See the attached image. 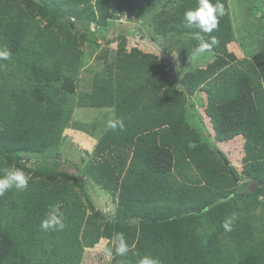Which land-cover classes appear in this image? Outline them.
Returning <instances> with one entry per match:
<instances>
[{
  "label": "trees",
  "instance_id": "obj_1",
  "mask_svg": "<svg viewBox=\"0 0 264 264\" xmlns=\"http://www.w3.org/2000/svg\"><path fill=\"white\" fill-rule=\"evenodd\" d=\"M197 2L176 0L172 11L161 17V10L153 21L156 33L184 40L176 46L181 61L200 43L198 29L185 27L183 18ZM221 2L226 14L217 30L204 35L206 41H218L208 50L212 62L184 73L180 82L157 55L126 48L123 36L114 59L103 60L94 73L89 106H113L116 119L123 121L122 129L108 128L98 138L84 167L95 184L117 197L113 219L101 227V210L68 186L70 180L80 185L77 176L29 168L21 157L55 150L74 110L70 95L81 66L79 43L68 23L52 25L62 15L105 25L113 13L144 16L162 0H0V49L10 52L8 60H0V175L12 168L31 174L26 189L0 196V264H80L84 248L103 240L112 248L116 233L124 234L130 251L121 257L113 249L110 264H139L144 255L160 264H260L257 253L246 251L234 261L235 253L221 249L223 237L234 238L243 251L242 237L253 241L255 230L231 206L234 197L242 196L232 168L185 119L188 110L194 112L188 98L204 91V112L215 139L240 135L242 173L249 183L264 184V46L251 59L236 60L229 48L234 41L229 8ZM37 15H49L48 24L42 27ZM213 74L214 83L201 87ZM188 167L198 173L193 183ZM262 190L255 186L248 197L256 200ZM53 204L60 206L65 228L45 232L40 222ZM232 212L239 221L225 232L224 216Z\"/></svg>",
  "mask_w": 264,
  "mask_h": 264
},
{
  "label": "rangeland",
  "instance_id": "obj_2",
  "mask_svg": "<svg viewBox=\"0 0 264 264\" xmlns=\"http://www.w3.org/2000/svg\"><path fill=\"white\" fill-rule=\"evenodd\" d=\"M226 1L234 37L229 48L234 51L236 60L242 58L249 60L264 46V0ZM175 4L176 0H162V3H158L144 16L119 11L113 13L105 25H99L84 17L74 18L67 15L57 18L58 22L52 25V27L58 28L60 23H68L71 33L76 34V40L79 43L81 66L75 90L70 95V98L74 100V110L68 125L62 131L61 144L55 150H52L51 153H22L21 157L25 166L29 168L44 166L47 169L54 168L56 171L69 172L71 177L72 175L77 176L80 185H74L70 180L68 186H71V191L81 201H90L96 209L101 210L105 216L104 219L98 220L101 227L105 220L113 219L117 197H115L116 194L114 196L95 184L92 178L85 174L84 167L88 159L91 158L92 152L95 151L98 138L108 129V121L116 117L113 106L103 108L89 106L88 94L91 91L93 76L96 71L102 69L103 60L112 61L114 59L119 41L123 39L128 49L137 47L144 52L157 55L166 64L168 74L174 76L179 82L184 73L196 67L202 68L212 62L214 56L208 50L200 54L195 53L181 61L177 56L176 46L182 45L184 40L181 37L170 35L166 37L156 33L153 23L156 14L163 10L161 11L162 17L163 12L172 11ZM49 17V15L46 17L36 16L42 27L48 24ZM82 35L84 36L83 40L81 39ZM120 36H123V39ZM231 64H235L241 71H245L244 65H238L237 61H233ZM215 77L216 74L209 76L206 82L201 84V87L208 89L214 83ZM160 93L161 91L155 94L158 96ZM146 94H149L150 97V94L153 93L150 90V93L146 92ZM155 94L152 96L153 98L157 97ZM205 97L204 91L197 90L188 98V104L194 112L188 110L185 119L190 127L199 132L203 142H206L210 148L216 149L217 154L220 153L228 159V164L233 170L232 174L240 183L242 191V196L234 197L230 202L231 206L234 210L242 211L241 221H245L255 230V234L252 236L253 241L248 242L242 237L243 251L232 240L234 238L225 241L221 237L219 245L224 251L236 254L232 258L234 261L242 255L245 256L247 251L261 256L260 264H264V190L258 192L256 200L248 197L249 190L253 191L255 187H252L248 177L242 173V157L244 155L242 137L238 135L231 140L222 142L215 139L209 118L204 112ZM185 160L188 161V157H185ZM219 168L222 171V167ZM24 172L29 177L31 176L30 173ZM186 173L189 174L187 176H190L193 183V176L198 175L196 170L188 167ZM166 202L165 199V204ZM234 205L236 206L234 207ZM87 209L89 210V208ZM231 214L236 217L234 222L239 221L237 215L233 212ZM224 217L227 218V216ZM208 226L209 224H205V227ZM105 244L106 242L103 240L92 248H84L80 264H110L111 257L105 255V249H110L111 245L105 246Z\"/></svg>",
  "mask_w": 264,
  "mask_h": 264
},
{
  "label": "clouds",
  "instance_id": "obj_3",
  "mask_svg": "<svg viewBox=\"0 0 264 264\" xmlns=\"http://www.w3.org/2000/svg\"><path fill=\"white\" fill-rule=\"evenodd\" d=\"M226 14V9L221 0H198L195 8H189L184 12V23L187 28H195L198 31L195 33V38L200 41L195 49L197 54L204 53L210 50L211 47L218 43L215 37H210L206 41L204 35L211 34L217 30L219 19ZM10 52L7 48L0 49V60H8ZM107 127L110 129L123 128V121L120 119H110ZM30 177L23 169L12 168L5 170L3 175H0V196H3L12 188L24 190L29 185ZM236 217L234 215L227 217L222 227L225 231H231ZM40 228L45 231H62L65 228L64 214L58 204L50 206V210L40 222ZM112 248L105 249V255L109 258L113 255V249L116 255L126 256L130 251L129 244L123 233H116L111 241ZM139 264H160V261L150 255H144L140 258Z\"/></svg>",
  "mask_w": 264,
  "mask_h": 264
},
{
  "label": "water",
  "instance_id": "obj_4",
  "mask_svg": "<svg viewBox=\"0 0 264 264\" xmlns=\"http://www.w3.org/2000/svg\"><path fill=\"white\" fill-rule=\"evenodd\" d=\"M219 155L221 156L223 162L225 165H228V159H226V157H224L222 154L219 153ZM255 186H262L264 187V184L263 183H259V182H253L252 183V187H255Z\"/></svg>",
  "mask_w": 264,
  "mask_h": 264
}]
</instances>
